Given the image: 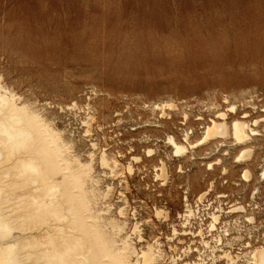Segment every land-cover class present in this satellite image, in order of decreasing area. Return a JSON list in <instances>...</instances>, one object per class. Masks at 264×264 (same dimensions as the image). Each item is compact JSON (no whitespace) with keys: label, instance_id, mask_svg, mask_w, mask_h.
Instances as JSON below:
<instances>
[{"label":"rangeland","instance_id":"obj_1","mask_svg":"<svg viewBox=\"0 0 264 264\" xmlns=\"http://www.w3.org/2000/svg\"><path fill=\"white\" fill-rule=\"evenodd\" d=\"M0 76L65 130L82 160L95 152L99 188L113 186L103 203L116 217L126 207L123 235L138 249L162 248L159 264H228L225 252L235 264H255L253 249L264 247V137L254 138L249 160L236 161L233 138L184 156L168 136L180 140L191 126L195 141L218 110L234 116L233 105L240 116H264V0H0ZM166 102L176 107L162 117L153 108ZM184 112L190 124L181 123ZM104 151L118 159L116 174L101 165Z\"/></svg>","mask_w":264,"mask_h":264},{"label":"bare ground","instance_id":"obj_2","mask_svg":"<svg viewBox=\"0 0 264 264\" xmlns=\"http://www.w3.org/2000/svg\"><path fill=\"white\" fill-rule=\"evenodd\" d=\"M1 83L0 76V264H159L165 255L162 248L156 249L151 244L138 249L132 234L123 235L128 226L126 207H118L120 217H116L112 215L113 203H103L111 197L113 186L105 190L99 188L100 178L94 175L95 152L82 160L80 153L72 150V143L63 137L66 135L61 132L64 129L60 131L54 127L30 101L21 103V97ZM175 107V103L166 102L156 103L153 109L167 117L166 109ZM230 109L236 112L234 116L229 117L226 111L218 110L202 126V136L195 141L191 140V126L183 130L180 140L169 135L168 142L174 154L187 156L190 148L213 140L222 144L233 138L240 151L236 161L249 160L255 147L254 138L264 137V129L258 127L264 128V116L249 118L247 111L240 116L234 105ZM196 119L201 120L203 116L198 115ZM190 122L189 114L184 112L181 123L187 125ZM93 146L95 148L96 143ZM201 149L205 150L206 146ZM147 151L152 153L153 149ZM106 153L100 154L101 165L116 174L120 163ZM134 159L140 157L134 156ZM243 169L242 176L249 181L252 171L248 166ZM128 170L133 171L131 163ZM160 170L158 176L166 179L163 161ZM206 194V191L202 192L198 200ZM240 209L243 207L237 206L231 211ZM187 212L185 217L192 215L191 209ZM163 213L162 209H156L158 216ZM187 217L184 224L189 222ZM211 218L214 229L220 214L213 212ZM173 230L177 232L176 228ZM133 233L140 234L137 224ZM183 233L190 232L184 230ZM202 233L199 230L196 235ZM139 238H142L141 234ZM217 240L223 243L221 237ZM201 242L210 247L209 241ZM176 246L171 245V248L176 249ZM251 255L253 263L264 264V247L253 249ZM220 257L227 258L228 264H235V257L228 252ZM189 262L205 264L201 257Z\"/></svg>","mask_w":264,"mask_h":264}]
</instances>
